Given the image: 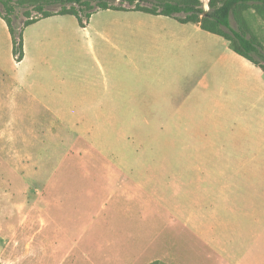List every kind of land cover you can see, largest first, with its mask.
<instances>
[{"label":"rangeland","instance_id":"rangeland-1","mask_svg":"<svg viewBox=\"0 0 264 264\" xmlns=\"http://www.w3.org/2000/svg\"><path fill=\"white\" fill-rule=\"evenodd\" d=\"M88 23L120 29L121 55L100 60L118 84L47 106L119 110L0 105V263L264 264L262 73L168 17L108 10ZM10 44L2 25L12 73ZM86 54L64 70L98 78Z\"/></svg>","mask_w":264,"mask_h":264},{"label":"crops","instance_id":"crops-1","mask_svg":"<svg viewBox=\"0 0 264 264\" xmlns=\"http://www.w3.org/2000/svg\"><path fill=\"white\" fill-rule=\"evenodd\" d=\"M65 17L66 16H54L42 19L37 23L28 26L24 29V57L22 61L16 63L14 59L11 58L13 62V65L11 64L13 68L12 73H9L3 68H0V86H6L7 88L10 87L12 90L10 94H13L12 99L9 97V94L2 92V95L0 96V105H11L13 107V105L17 104L15 100L19 98L20 101L25 102L27 97L29 98V100L33 101L38 107H43L46 110H119V107L116 105L106 106L103 105V103L101 102H89L86 106L72 108H66L65 106L59 108L57 106L55 109H52L51 106H47L50 103L53 104L54 101H57L58 103H63L65 100H67V95L69 93H78V91L83 88H94L96 86V82H100L101 80L102 82H110L113 85L118 84L116 78L114 76L107 75L105 69L100 65V60L108 61V59L112 56L121 55L122 51L120 48V43L122 40L120 38V29L118 25L98 24L95 25L92 29H90L88 23L86 27L81 28L78 26V23L74 18L75 26H70L67 29L64 25L66 21ZM187 24L193 25L196 27L197 30L203 31L199 28V26L195 24ZM2 25L7 31V35L10 39L7 27L5 23L0 19V26L2 27ZM219 38L222 41V45L225 48H228L231 52H233L229 48L228 42L221 37ZM51 47H54L55 49H52ZM31 50L32 52H34L35 55L34 57L29 58V53L31 52ZM45 50H48L50 54H46ZM83 53L84 55L85 53H88L86 55L91 57L92 61L99 65L98 70L100 74L98 75V78H89L86 76L83 77L77 75L73 76L70 75L71 72L67 73L64 70V64L69 63L68 59L70 57L71 60H74L75 57L82 58L84 55L81 54ZM234 55L238 58L247 61L246 59L240 57L235 53ZM250 64L253 65L252 63ZM29 87H33L35 90L38 89V91L36 93L32 92ZM99 94V91H94L89 93L88 95L89 97L94 96V98L98 100ZM257 158L261 160L260 166H264V152L258 154Z\"/></svg>","mask_w":264,"mask_h":264},{"label":"trees","instance_id":"trees-1","mask_svg":"<svg viewBox=\"0 0 264 264\" xmlns=\"http://www.w3.org/2000/svg\"><path fill=\"white\" fill-rule=\"evenodd\" d=\"M206 1L207 8L203 0H0V19L10 35L16 63L24 57L26 27L54 16H73L78 26L84 28L92 15L110 10L140 12L168 17L181 24H195L226 40L235 54L264 75V0Z\"/></svg>","mask_w":264,"mask_h":264}]
</instances>
